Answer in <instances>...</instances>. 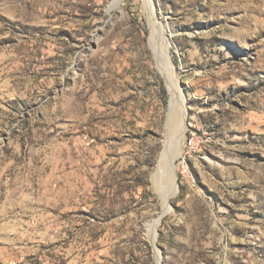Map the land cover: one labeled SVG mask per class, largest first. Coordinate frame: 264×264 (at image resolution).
I'll return each mask as SVG.
<instances>
[{"label": "rangeland", "instance_id": "obj_1", "mask_svg": "<svg viewBox=\"0 0 264 264\" xmlns=\"http://www.w3.org/2000/svg\"><path fill=\"white\" fill-rule=\"evenodd\" d=\"M150 1L0 0V264H264V0Z\"/></svg>", "mask_w": 264, "mask_h": 264}, {"label": "bare ground", "instance_id": "obj_2", "mask_svg": "<svg viewBox=\"0 0 264 264\" xmlns=\"http://www.w3.org/2000/svg\"><path fill=\"white\" fill-rule=\"evenodd\" d=\"M120 1L122 0H114L111 8L110 7L109 8L110 9L114 8L116 5L119 4ZM145 3L148 8L149 7L152 8V2L150 0H145ZM153 23H154L153 31L150 40L153 47H155V55L157 58V63L162 72V75L165 77L167 81V85L170 92L168 126L169 128L172 126L173 131L178 132L179 136L183 140L185 136V132L187 130L185 122L188 116L187 109L185 107V98L179 87L178 79L173 71V65L169 57L168 50H164L163 48H161V42L159 40L161 26L155 22V19L153 20ZM180 153H181L180 149H178L177 147L173 148V146L170 144L169 149H167V151H165L162 155V161L164 162V164L169 163V165L171 166L170 171H172V173L169 176L170 184L168 185V187H163L161 190L157 189L163 201V205L165 207L164 213H167L170 210V206H169L170 197L176 194L178 191V183L176 181V176L174 171L176 168L175 162L177 158L180 156ZM156 174L157 173H155L153 180L156 184V187L159 188V183H158L159 179L158 176H156ZM159 218L161 219V217ZM160 219L156 222V225L158 224ZM152 238L153 241L156 240L155 230H153ZM159 260H160V256H158V263Z\"/></svg>", "mask_w": 264, "mask_h": 264}, {"label": "built area", "instance_id": "obj_3", "mask_svg": "<svg viewBox=\"0 0 264 264\" xmlns=\"http://www.w3.org/2000/svg\"><path fill=\"white\" fill-rule=\"evenodd\" d=\"M206 141L211 139L210 136H205ZM187 144H186V155H189V152H197L200 151L203 147L201 138L196 134H191L190 137H187Z\"/></svg>", "mask_w": 264, "mask_h": 264}]
</instances>
